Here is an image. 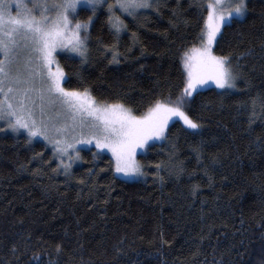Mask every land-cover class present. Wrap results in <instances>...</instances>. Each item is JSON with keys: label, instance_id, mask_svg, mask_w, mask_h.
I'll use <instances>...</instances> for the list:
<instances>
[{"label": "trees", "instance_id": "obj_1", "mask_svg": "<svg viewBox=\"0 0 264 264\" xmlns=\"http://www.w3.org/2000/svg\"><path fill=\"white\" fill-rule=\"evenodd\" d=\"M112 2L77 8L85 57L56 53L63 88L141 115L181 93V55L200 44L208 0H159L132 15ZM246 2L213 46L236 89L194 92L185 111L202 127L169 123L138 155L143 179L119 178L93 147L66 173L43 142L0 122V264H264V0Z\"/></svg>", "mask_w": 264, "mask_h": 264}, {"label": "snow or ice", "instance_id": "obj_2", "mask_svg": "<svg viewBox=\"0 0 264 264\" xmlns=\"http://www.w3.org/2000/svg\"><path fill=\"white\" fill-rule=\"evenodd\" d=\"M99 2L28 0L22 3V0H16V15H12L11 0H0V56L3 57L0 58V119L6 115L9 121L7 126L13 131L25 129L29 139L40 135L48 140L49 133L53 137H64L69 132L74 137L79 129L84 142L95 141L97 148L111 150L116 173L141 176L144 175L142 167L134 159L137 147H142L150 138L162 137L170 120L178 118L173 122L182 121L186 130H199L202 127L198 119L185 111L187 100L193 96L194 91L205 85L206 81L214 82L217 88L225 92L235 88L236 75L229 58L215 55L213 44L218 43V34L222 35V25L245 15L247 2L229 0L227 8L221 0L200 5L201 8H207V15L198 37L200 46L192 49V55L187 51L182 54L186 79L181 93L174 99L168 97L164 101L155 100L141 115L133 114L130 108L120 102L94 103L87 89L80 92L61 87L63 70L58 68L53 73L49 67L53 62V50L63 47L66 39L70 42L72 52L85 57L84 39L87 38L88 25L79 22L73 24L70 16L75 15L81 4L94 12ZM158 2L116 0V5L132 15V10L137 8L158 11ZM53 12L54 16L51 15ZM112 26L116 33L122 27L120 23ZM82 28L85 30L84 39L80 37ZM21 41L23 47L31 53L23 69L16 63L20 55L18 49L22 47ZM133 41L137 42L135 34ZM116 55L113 50L109 63L118 62ZM141 55H144L143 48ZM33 60L35 63H32ZM51 142L56 145L55 151L62 155H67V149L73 148V144L63 139H52ZM57 158L60 159V156ZM72 159L73 156H68V160ZM61 163L67 173L71 165L62 159ZM195 190L196 186L193 187V194Z\"/></svg>", "mask_w": 264, "mask_h": 264}, {"label": "rangeland", "instance_id": "obj_3", "mask_svg": "<svg viewBox=\"0 0 264 264\" xmlns=\"http://www.w3.org/2000/svg\"><path fill=\"white\" fill-rule=\"evenodd\" d=\"M104 1H106V0H100V2L98 4H96L95 7H99L101 5V3L104 2ZM27 2H28V0H22V3H27ZM208 2H212V0H208ZM221 2L223 4H225V6L227 8V5L229 3V0H221ZM15 3H16V0H11V8H10V10L12 12V15H16ZM110 5L112 6L111 7V11L115 7L118 8V6L116 5V0H113V2ZM110 5H109V8H110ZM80 6H85V5L81 4L78 7H80ZM29 7H30V4H29ZM138 10H140V8L134 9V10H132V12L138 11ZM121 11L124 12V13H127V12H125L123 10H121ZM51 15L54 16L55 15V12H53ZM72 17L73 16H70V20H72ZM112 20H115L114 17H112ZM84 36H85V33L82 34V35H80V37L83 38V39H84ZM21 45H22V47L20 49H18L20 55H19V59L16 61V63L19 64V66L21 67V69H23L24 64H25V61L27 60L28 56L31 55V53L29 52V50L26 47H23V41H21ZM199 46H200V44L195 45V46H192L191 48H189L186 51L188 52L189 55H192L193 54L192 53V49L194 47H199ZM213 46H214V44H213ZM59 51H64V52L70 53L72 55H77L76 53H74V52H72L70 50V42L66 39L64 41V46L63 47H56L53 50V62H52V64L49 65V67L51 68V71L53 73H56V71H57L58 68L61 69V67L58 65V62H57V59H56V53L59 52ZM0 58H3V57L0 56ZM32 63H35V61L33 60ZM181 64H182V67H183V70H184V73H185V78H186V72H185V69H184V66H183V63H182V55H181ZM232 70H233V68H232ZM45 71H47V70H45ZM233 72L235 73L234 70H233ZM235 75H236V73H235ZM64 80H65V74L63 72V76L60 78V85H61V87H63ZM236 81H237V75H236V79H235V85H236ZM205 88H215V89H218V90H223V89L217 88L214 82H212V81H206L205 85L200 86L196 91L201 90V89H205ZM234 89H236V86H235V88H232L230 90H234ZM196 91H194V92H196ZM93 102L94 103H97V102H95V100H93ZM98 104H100V103H98ZM176 119H178V118H173V120H176ZM173 120H170L169 123L173 122ZM0 122L3 124L4 128L7 129V130H9L11 132H14V133L22 132V133H24L25 135L28 136V133H27V131L25 129H22L21 128V129H19V131H13L11 128H9L7 126L8 123H9V121H8V118H7L6 115H5V118L4 119H0ZM179 122L183 125V122L182 121H179ZM167 126L164 129V135L162 137H160V138H150L147 142H145V144L142 147H139V146L137 147L136 152L134 154V159L140 165H141V163L138 160V155L144 154L150 144H152L154 142L161 141L164 138L165 134H166ZM183 126H185V125H183ZM49 137L50 138L48 140H46L43 136L37 135V136L31 137L30 139L31 140H35V141H41L46 146H48L51 149V151L53 152V154H54L55 158L57 159V161H58V163H59L60 166L64 167V164L61 163V159L64 160L65 163H69L71 165V167L73 165L78 164L80 162L79 150L80 149H87V148L93 147L96 153H105V154H107V155H109L111 157V159L113 161V170H114L115 159L113 157V154H112L111 150L108 149V148H104V149L97 148L95 146V141H92L91 143L84 142L83 141V138L80 136V130L79 129H77L76 134H75L74 137L72 136V133H70V132L67 133L64 137H61V136H55V137H53L51 135V133H49ZM52 139H57V140L63 139L67 143L73 144V148H68L67 149V155H62V154L58 153L57 151H55L56 145L51 142ZM58 155L60 156V159L57 158ZM68 156H73V159L72 160H68ZM77 156H78V158H76ZM114 173L119 178L124 179V180H129V181L130 180H139V179H143L144 178V175H141V176H134V175L125 176L122 173H116L115 170H114Z\"/></svg>", "mask_w": 264, "mask_h": 264}]
</instances>
